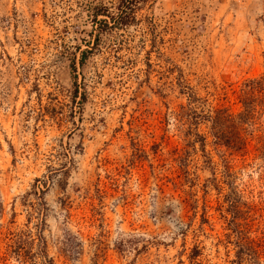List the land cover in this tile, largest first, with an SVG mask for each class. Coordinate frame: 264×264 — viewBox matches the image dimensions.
<instances>
[{
  "label": "rangeland",
  "instance_id": "1",
  "mask_svg": "<svg viewBox=\"0 0 264 264\" xmlns=\"http://www.w3.org/2000/svg\"><path fill=\"white\" fill-rule=\"evenodd\" d=\"M118 3L0 0V264H42L39 235L53 264H264V125L235 151L190 118L264 76V0H137L99 31Z\"/></svg>",
  "mask_w": 264,
  "mask_h": 264
},
{
  "label": "trees",
  "instance_id": "2",
  "mask_svg": "<svg viewBox=\"0 0 264 264\" xmlns=\"http://www.w3.org/2000/svg\"><path fill=\"white\" fill-rule=\"evenodd\" d=\"M136 2L137 0H119L116 7L117 14L115 16L109 15L107 11L97 10L93 14V23L97 25L99 31L111 28L117 29L121 26L125 27L130 25L135 21L134 10ZM98 16H103L105 18L98 19ZM89 53L90 51L87 50L81 52L80 65L84 64ZM71 71H75L74 65H72ZM74 84L76 95L78 86L76 82ZM240 104L242 105V111L236 115L228 113L227 110H216L214 116H199L194 113L193 116L190 117L192 125L197 127L200 120H205L210 124V134L213 138V145L233 149L235 151L244 149L246 143L241 140L239 136L240 133L250 132V135H252V131L254 130L249 129H254V126L257 124L261 127L264 125V76L247 80L242 85L240 89ZM196 136L199 139L200 146L203 148L205 139L197 134ZM35 182H40L42 185H45V182L43 183L39 179H36ZM40 192L42 191L40 190ZM228 211L231 215L230 224L232 225V231L236 233L234 223L236 219V209L232 203L229 204ZM31 240L33 241L34 239ZM36 240L37 255H39L38 257L42 261V264H53L46 255V244L43 237L39 235ZM236 244L238 249L236 257L239 263L243 256H248L253 259V264H259L256 258L257 253L253 248L238 243ZM22 245L23 241H19L17 248L20 249ZM194 253L197 254L196 249H194Z\"/></svg>",
  "mask_w": 264,
  "mask_h": 264
}]
</instances>
